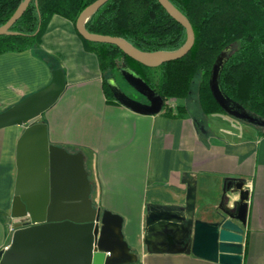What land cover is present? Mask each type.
Segmentation results:
<instances>
[{
	"label": "crops",
	"instance_id": "0c3cea01",
	"mask_svg": "<svg viewBox=\"0 0 264 264\" xmlns=\"http://www.w3.org/2000/svg\"><path fill=\"white\" fill-rule=\"evenodd\" d=\"M58 68L65 89L40 117L49 143L83 155L92 206L123 218L124 238L139 264H220L192 253H149L145 217L148 204L183 206L195 183L196 217L209 220L227 179H244L249 187L242 264H264V131L200 125L189 112L169 115L164 108L140 115L111 100L96 54L58 15L38 46L0 54V112L47 86ZM25 128H0V251L15 230L17 144Z\"/></svg>",
	"mask_w": 264,
	"mask_h": 264
},
{
	"label": "water",
	"instance_id": "95a60500",
	"mask_svg": "<svg viewBox=\"0 0 264 264\" xmlns=\"http://www.w3.org/2000/svg\"><path fill=\"white\" fill-rule=\"evenodd\" d=\"M32 1L19 4L0 26V36L14 33L11 28ZM108 1L96 0L79 14L75 28L83 39L115 45L133 60L153 68L184 57L194 46L192 24L169 0L157 1L186 30V42L178 50L145 52L123 38L88 31L87 20ZM231 51V46L225 48L212 65L211 94L226 115L264 129V119L230 98L221 86V73ZM119 72L147 100L129 96L114 77H109L106 83L119 104L140 115L162 112L164 98L137 72L125 64ZM65 86L64 70L55 69L47 86L0 112V128L26 126L17 144L18 173L12 207L15 230L10 244L0 251V264H139L124 238L123 218L92 206L83 155L49 143L46 124L40 117L58 100ZM235 193L238 199L233 200ZM248 200L246 181L227 179L221 202L208 214L209 220L196 217L195 183L189 184L183 206L148 204L144 238L148 252L192 253L220 264H242ZM158 244L162 248L158 249Z\"/></svg>",
	"mask_w": 264,
	"mask_h": 264
},
{
	"label": "trees",
	"instance_id": "16d2710c",
	"mask_svg": "<svg viewBox=\"0 0 264 264\" xmlns=\"http://www.w3.org/2000/svg\"><path fill=\"white\" fill-rule=\"evenodd\" d=\"M22 1L0 0V26ZM94 1L33 0L11 28L14 33L0 36V54L38 46L53 16L64 17L75 25L79 14ZM169 1L186 16L195 32L194 46L180 59L155 68L147 67L115 45L82 38L87 49L98 58L106 95L117 102L106 83V73L111 75L113 71H119L122 62L137 72L164 100L188 98L198 79L203 113H224L211 94L209 78L216 57L231 46L232 51L221 73V86L230 98L264 119V0ZM85 26L92 33L123 38L145 52L175 51L187 39L186 30L157 0H109ZM164 110L169 115L185 112L183 107L164 106Z\"/></svg>",
	"mask_w": 264,
	"mask_h": 264
},
{
	"label": "rangeland",
	"instance_id": "374dc122",
	"mask_svg": "<svg viewBox=\"0 0 264 264\" xmlns=\"http://www.w3.org/2000/svg\"><path fill=\"white\" fill-rule=\"evenodd\" d=\"M120 65H122V62H120ZM157 75V72H154ZM106 77H114L122 90L128 94L129 96L140 100L142 102H147V100L141 96L139 93H137L132 87L128 85V83L122 78L119 71H113L110 75L109 72L106 73ZM198 79L196 80V83L193 87V91L190 94V96L186 99H175V98H169L165 100L166 107L172 106V107H183L185 112H189L193 114L198 122H200V125L202 124H209L213 125L215 128H225L227 130L232 131H246L247 127H250L251 125H248L244 122H241L235 118H232L224 113H215L210 115H205L200 107L199 103V92H198ZM254 127V126H252Z\"/></svg>",
	"mask_w": 264,
	"mask_h": 264
}]
</instances>
